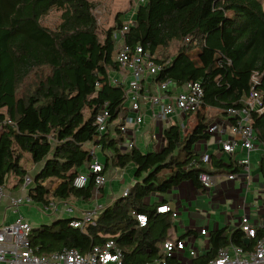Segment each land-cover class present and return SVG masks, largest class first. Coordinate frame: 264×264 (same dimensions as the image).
<instances>
[{
  "label": "trees",
  "instance_id": "trees-1",
  "mask_svg": "<svg viewBox=\"0 0 264 264\" xmlns=\"http://www.w3.org/2000/svg\"><path fill=\"white\" fill-rule=\"evenodd\" d=\"M94 7L90 0H0V186L10 175L16 178L15 186H21L29 175L27 164H41L33 176L29 175L28 196L36 204L92 197L93 176L84 187L73 185V179L91 160L85 144L96 140L94 121L104 103L112 119L123 110V85L113 84L109 77V71L119 69L111 33L121 26L123 13L115 14L114 24L100 38ZM51 10L60 11V22L53 29L40 22ZM132 14L134 25L124 34L127 44H139L150 52L161 46L165 51L172 42L181 43L190 36L188 43L179 45L159 79L169 78L177 84L200 81L203 108L224 115L229 105L248 94L255 77L258 83L254 88L264 105L263 0H145ZM194 49L198 64L188 54ZM196 118L186 135L176 123L167 126L159 150L144 152L132 147L120 152L115 147L112 165L123 169L132 164L135 168L136 181L126 195L103 207L94 223L83 230L70 225L76 218H57L32 226V247L41 255L63 248L85 254L112 239L126 264L160 258L162 243L171 239L174 221L171 213L156 210L166 199H149L184 181L200 188L197 175L201 167L186 165L192 159L201 165L193 145L208 138L206 128L213 117L207 119L198 111ZM253 128L264 147V111L254 116ZM122 137L110 140L107 134L101 142L104 147L114 146ZM173 152H184L186 163L160 181L146 178L164 166ZM211 165L224 167L216 158ZM258 169L264 193V152ZM130 209L146 215L143 227L137 225ZM191 234L192 230H187L175 240ZM263 235L264 227L249 239L240 228L214 229L209 232L206 252L195 256L190 264L208 263L229 244L251 249ZM169 264L177 263L170 259Z\"/></svg>",
  "mask_w": 264,
  "mask_h": 264
},
{
  "label": "built area",
  "instance_id": "built-area-1",
  "mask_svg": "<svg viewBox=\"0 0 264 264\" xmlns=\"http://www.w3.org/2000/svg\"><path fill=\"white\" fill-rule=\"evenodd\" d=\"M144 1L139 0L138 2ZM132 15L126 18L123 17L121 26L114 29L111 33V39L115 47L113 56L119 65V69L115 72L109 71V77L113 84L121 83L123 85V110L119 112L116 118L112 119L108 105L104 103L101 106L94 121L96 140L94 146L89 149L91 160L73 179V185L81 188L87 184L89 177L93 176L94 188L92 195L94 198L98 190L107 182L105 164L98 159L96 148H108V146L104 147L101 142L103 135L107 134L110 140H116L118 137L123 136V140L117 141L115 144L120 152L132 147H138L132 132H138L144 122L143 101H149V105L152 106V119L161 121L167 126L178 124L183 135L188 133L187 116L203 109L204 91L200 81L190 80L183 84H177L169 78L164 80L158 78L164 67L170 64L174 53H170L167 50L163 51L161 46L150 52L139 44L130 45L124 41V34L134 25L135 20ZM189 41L190 36H185L180 45ZM150 82L156 88L154 93H150L148 90ZM252 83L253 86L249 89L247 95L241 97L236 103L229 105L225 110L224 117L216 119L208 124L206 128L207 134L218 133L221 136L225 135V139L221 138L219 140L222 151L229 154H233L237 149L243 151V155L236 159L232 166H240L246 174L250 171V152L257 149V143L261 145L253 128L254 116L264 111L262 97L254 88V85L258 83L255 77L252 78ZM161 141L163 142L162 138ZM111 153L109 152L112 157L114 153ZM197 159L201 164H210L212 154L203 152L198 155ZM198 166L196 159H192L187 163L186 168ZM234 178L235 172L233 170L226 173L227 180H233ZM197 180L200 188L207 190L213 186L215 175L208 168H200ZM30 185L31 176L26 175L21 187L28 190ZM127 190H123L122 195H126ZM4 196V186H0V202ZM31 203L32 200L29 198L28 193L25 196L9 197V204L13 209H16L20 204ZM59 203H62L65 212L70 213L73 211L71 205L60 200H53L46 206L42 205V208L44 210L55 209ZM102 209L103 206L95 202L83 212L80 219L72 220L70 225L83 230L87 224L94 223L95 218ZM156 210L159 213H171L172 217H176L177 214L168 204L159 205ZM129 212L136 219L139 227L145 225L146 215L144 213L135 209H130ZM240 229L246 239L256 236V228L247 217L240 219ZM31 230L32 224L21 214H17L15 219L9 223L0 224V263L126 264L122 261L123 254L120 248L112 239H107L101 245L93 246L85 254L78 252L74 248H63L49 255H41L37 253V249L32 247L30 243L29 235ZM200 233L204 235L206 230L201 229ZM189 244L188 241L184 240H165L162 243V256L142 264H169V260L176 253L185 249L188 250L191 257H194V249ZM206 264H264V235L257 240L251 249H243L240 246L229 244L221 248L216 257Z\"/></svg>",
  "mask_w": 264,
  "mask_h": 264
},
{
  "label": "crops",
  "instance_id": "crops-1",
  "mask_svg": "<svg viewBox=\"0 0 264 264\" xmlns=\"http://www.w3.org/2000/svg\"><path fill=\"white\" fill-rule=\"evenodd\" d=\"M179 45L180 43L176 42L174 46L175 50L171 53L175 54ZM188 54L191 55V58L198 64L197 49L189 51ZM115 76L119 78L117 74H115ZM148 88L150 93L156 91L152 82H150ZM206 109L205 107L200 111L205 114ZM142 110L144 113V122L140 130L136 133L132 132V135L136 139V144L141 151L159 150L162 146V132L167 127V124L152 119L151 112L153 108L149 105V101H143ZM223 117L224 115L218 112V114L213 116L211 123ZM196 119V113L187 116L188 132L195 126ZM214 135V133L208 134L207 139L198 141L193 145V150L197 155L196 157H198L200 153L209 152L212 154V158L219 159L221 163L224 164L223 168L213 167L211 163L199 164L198 167L208 168L214 173L215 182L212 187L207 190H202L190 181H184L164 195H152L149 199L152 201L164 198L167 200L165 204L170 205L172 210L177 213L176 217H173L174 227L169 231L170 240H175L187 230H192L193 234L185 237L183 240L188 241V243H190L189 246L191 245L192 249H194V257L203 255L206 252L209 247V232L214 229L226 227L227 231H232L235 228H240V219L242 217H247L256 230L264 227V206L261 205V200H264V198L255 196V190L261 193L263 191L258 161L261 154L264 152V147L262 144L260 145L257 143V149L250 152V171L246 174L244 169L240 166H232V163L243 155V151L237 149L233 154L222 151L219 140L221 138L225 139V136H221L218 133H216V136ZM94 142L86 143L85 147L91 149L94 146ZM115 147L116 145L114 143V146H108V148H96L98 159L105 164L107 182L98 190L95 198L92 195L88 200L75 199L67 203L73 207V211L70 213L64 211L62 203L57 204L55 209L49 210H44L42 205L34 202L31 204H20L16 209H13L9 204V197L25 196L28 190L23 189L21 186L16 187V178L12 175L13 179L11 178L10 182L7 180L4 185L5 196L0 202V224L13 221L17 214H21L32 226L49 224L57 218L80 219L83 212L89 209L95 202L101 204L103 207L109 205L122 194L123 190L128 189L136 181L134 177L135 168L132 164L127 165L124 168L125 173L121 174L117 173V170L121 168L112 165L109 152L113 154ZM99 153L101 154L100 157L98 156ZM177 156L184 157V152H178ZM40 165L41 164L31 165L28 163L29 175L33 176ZM228 165H231V167ZM230 170L235 172V178L233 180L226 179V173ZM122 174L124 176L127 174L128 176L127 183L123 184L125 188L121 191V184L118 190H112L111 183L114 182L115 179H120ZM111 175L112 177H110ZM121 181H124V179ZM201 229L206 230L204 235L200 233ZM161 252H163L162 249ZM194 257H191L188 250L185 249L182 252L176 253L172 259H174L177 264H190Z\"/></svg>",
  "mask_w": 264,
  "mask_h": 264
},
{
  "label": "rangeland",
  "instance_id": "rangeland-1",
  "mask_svg": "<svg viewBox=\"0 0 264 264\" xmlns=\"http://www.w3.org/2000/svg\"><path fill=\"white\" fill-rule=\"evenodd\" d=\"M90 1H92L95 4V7L92 13L96 19L97 33L99 37L102 38L104 31L114 24L113 19H114L115 14L117 12H122L124 18L132 15V13L135 10L136 3L139 0H90ZM263 7H264V0H263ZM59 16H60V11L51 10L48 14H46L45 16L41 18L40 22L43 26L53 29L60 22ZM175 44L176 42H172L171 45L168 47L167 51L171 53L173 50H175L174 48ZM205 114H206L207 119H209L213 117L214 115L218 114V112L216 109L207 108L205 111ZM214 134H215L214 136H216V133ZM174 153L175 152H173V156H171L170 160L166 162L164 166H162L161 168H158L156 171H154L156 168L152 169L151 171H149V173L153 171L154 172L149 174L146 177L152 178V180L154 179L155 181H160L161 179H163L164 176L173 172L177 166H179L180 164L186 163L185 157L177 156V154L176 153L174 154ZM98 156L100 157L101 154L99 153ZM117 173L119 174L125 173L124 168L118 169ZM110 177H112V175ZM127 177H128L127 174H125V176L122 174L120 176V179H115V181L111 183L112 190H118L120 185L122 184L121 189H120L122 191V189L125 188V185L123 184H126L128 181ZM11 178L13 179L12 175L8 177V182H10ZM122 179H124V181H121ZM255 196L264 198L263 191L261 193L259 191L256 192L255 190ZM261 205L264 206V200H261Z\"/></svg>",
  "mask_w": 264,
  "mask_h": 264
}]
</instances>
